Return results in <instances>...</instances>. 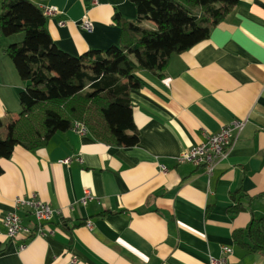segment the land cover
Wrapping results in <instances>:
<instances>
[{"label": "crops", "instance_id": "0c3cea01", "mask_svg": "<svg viewBox=\"0 0 264 264\" xmlns=\"http://www.w3.org/2000/svg\"><path fill=\"white\" fill-rule=\"evenodd\" d=\"M29 1L57 9L46 15L48 31L73 57L119 46L116 18H137L129 0ZM85 18L92 31L82 28ZM23 39L0 34L4 122L22 109L26 84L6 50ZM137 77L142 87L131 93L137 146L106 145L73 127L43 148L17 147L0 160V264H74V258L75 264H210L222 247L233 249L230 264H264V253L234 238L241 232L252 247L247 235L264 222V0H240L207 40L172 56L163 77L146 71ZM241 120H248L246 129L211 178L202 167L177 164L181 153ZM86 190L95 198L83 206ZM33 196L56 211L48 225L55 234L10 240L4 218L16 199ZM20 215L34 226L25 211Z\"/></svg>", "mask_w": 264, "mask_h": 264}, {"label": "trees", "instance_id": "16d2710c", "mask_svg": "<svg viewBox=\"0 0 264 264\" xmlns=\"http://www.w3.org/2000/svg\"><path fill=\"white\" fill-rule=\"evenodd\" d=\"M137 18H116L120 45L91 50L73 57L54 43L43 9L29 0L0 1V34H24L6 53L26 84L20 94L21 113L16 120L0 119V160L10 159L17 147L35 151L58 133L82 125L96 141L123 148L139 144L131 93L142 87L141 72L164 76L172 56L207 40L240 0H129ZM6 134L1 133L2 130ZM0 165V176L3 174ZM234 208L230 212H237ZM264 253L263 220L253 224L246 244ZM3 246L0 244V253Z\"/></svg>", "mask_w": 264, "mask_h": 264}, {"label": "built area", "instance_id": "2783aa9c", "mask_svg": "<svg viewBox=\"0 0 264 264\" xmlns=\"http://www.w3.org/2000/svg\"><path fill=\"white\" fill-rule=\"evenodd\" d=\"M45 15H53L57 13V9L46 8L43 9ZM82 28L86 31H92L93 24L90 20L84 19ZM248 120L234 121L226 125L216 135L207 136V140L199 146L193 147L183 153L177 158V164H193L197 167H202L206 175L211 178L218 166L228 157L229 152L235 147L239 136L246 129ZM74 130L85 135L88 133L85 127L76 124ZM65 163H70L67 159ZM162 172H166L167 168L160 166ZM94 195L90 190H86L80 203L83 206L94 200ZM20 211H25L34 219V226L27 227L23 224ZM56 211L48 204L39 200L36 196L31 198H18L14 202V210L4 218V227L6 235L10 240L23 239L27 242L36 237H47L55 234L54 230L48 229V225L54 221ZM264 224V222H263ZM88 229H92L91 222L87 224ZM26 244V243H24ZM24 244L21 248H24ZM233 255L231 247H222L221 256L219 258H211L210 264H230L229 258ZM72 262L75 264L77 258Z\"/></svg>", "mask_w": 264, "mask_h": 264}, {"label": "rangeland", "instance_id": "374dc122", "mask_svg": "<svg viewBox=\"0 0 264 264\" xmlns=\"http://www.w3.org/2000/svg\"><path fill=\"white\" fill-rule=\"evenodd\" d=\"M18 35H20V34H18ZM22 36H23V38H24V34H22ZM2 39H6L5 37H2ZM1 133L3 134V135H5L6 134V131H5V129L4 130H2L1 131Z\"/></svg>", "mask_w": 264, "mask_h": 264}]
</instances>
